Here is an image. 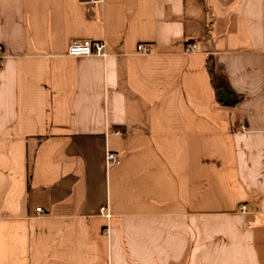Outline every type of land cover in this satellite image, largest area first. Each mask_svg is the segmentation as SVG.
I'll return each mask as SVG.
<instances>
[{
  "label": "crops",
  "instance_id": "crops-1",
  "mask_svg": "<svg viewBox=\"0 0 264 264\" xmlns=\"http://www.w3.org/2000/svg\"><path fill=\"white\" fill-rule=\"evenodd\" d=\"M0 45V264H264V0H0Z\"/></svg>",
  "mask_w": 264,
  "mask_h": 264
},
{
  "label": "built area",
  "instance_id": "built-area-1",
  "mask_svg": "<svg viewBox=\"0 0 264 264\" xmlns=\"http://www.w3.org/2000/svg\"><path fill=\"white\" fill-rule=\"evenodd\" d=\"M196 50L195 44H188L186 47L187 52H193ZM136 52L138 54L146 55L150 53V48L146 44H138L136 46ZM67 56L71 58H85V57H98L101 59H106L108 54L106 52V45L103 41H92L86 39H73L67 48ZM3 59V49L0 45V65ZM246 127L243 123L239 124L238 131L246 132ZM117 134V133H115ZM106 166L111 167L114 165H118L120 160L115 153L108 152L106 154ZM36 214H42L43 211L41 209L35 210ZM240 214H246V207L241 206L239 208ZM100 214L107 220L110 219L109 213L105 209H100Z\"/></svg>",
  "mask_w": 264,
  "mask_h": 264
},
{
  "label": "trees",
  "instance_id": "trees-1",
  "mask_svg": "<svg viewBox=\"0 0 264 264\" xmlns=\"http://www.w3.org/2000/svg\"><path fill=\"white\" fill-rule=\"evenodd\" d=\"M212 68H213L212 64L211 63L208 64V72H209L210 76L213 75V69Z\"/></svg>",
  "mask_w": 264,
  "mask_h": 264
}]
</instances>
